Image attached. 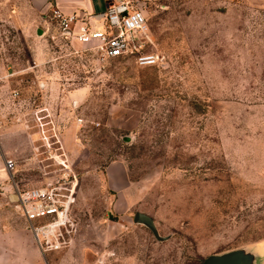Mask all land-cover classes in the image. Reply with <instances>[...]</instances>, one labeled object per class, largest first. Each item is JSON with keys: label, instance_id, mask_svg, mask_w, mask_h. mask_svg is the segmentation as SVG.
Here are the masks:
<instances>
[{"label": "rangeland", "instance_id": "374dc122", "mask_svg": "<svg viewBox=\"0 0 264 264\" xmlns=\"http://www.w3.org/2000/svg\"><path fill=\"white\" fill-rule=\"evenodd\" d=\"M145 1L150 65L103 59L61 35L52 11L0 0V58L13 64L0 102L17 101L7 113L27 119L52 169L12 175L0 156V173L24 177L20 190L78 179L72 241L42 249L34 234L26 254L1 247V264H201L236 247L264 264V0ZM16 187H0L1 231L19 221Z\"/></svg>", "mask_w": 264, "mask_h": 264}, {"label": "built area", "instance_id": "2783aa9c", "mask_svg": "<svg viewBox=\"0 0 264 264\" xmlns=\"http://www.w3.org/2000/svg\"><path fill=\"white\" fill-rule=\"evenodd\" d=\"M145 0H108L103 28H92L87 21L78 25L76 14L66 15L59 8L52 9L53 17L66 38L74 37L82 43L92 45L103 59L131 57L140 65H150L159 62L160 55L149 51L147 44L152 42L149 17L146 13ZM48 117V114L46 115ZM45 115L36 114L38 126L43 127L45 134ZM47 124V123H46ZM57 135V134H56ZM48 158H41L45 174L52 169ZM60 169L67 170L65 160L59 161ZM6 170L13 175L16 161L5 159ZM78 179L73 177H50L44 185L20 190L16 187V201L23 215L30 222L38 243L42 249H61L67 246L73 238L75 220L71 215V206L75 201V191ZM44 219L35 223L36 219ZM46 218V219H45Z\"/></svg>", "mask_w": 264, "mask_h": 264}, {"label": "crops", "instance_id": "0c3cea01", "mask_svg": "<svg viewBox=\"0 0 264 264\" xmlns=\"http://www.w3.org/2000/svg\"><path fill=\"white\" fill-rule=\"evenodd\" d=\"M25 1L31 4L33 9H39L44 12L59 8L66 15L76 14L78 17L76 29L78 25L83 22V20L87 21L89 25L95 29L103 28L105 26L104 12L106 10L108 0ZM12 65L4 67V61L0 58V73L11 75L12 72L9 71L8 68H10ZM35 65L37 66L38 63L35 62ZM8 85L9 84L5 81L1 82L0 90L4 91L5 88H8ZM8 106L11 110H14L13 108L14 106H17V101H15L14 104L11 102L9 105L8 103L3 105V103L0 102V156L4 165L6 158H12L16 161L15 172H13L16 174V170L22 168V166H27L28 169L33 165H42L41 158H43V156H41L39 150L35 146L34 137L37 135V132L32 133L27 123V119L23 118V115H18V113L15 112L12 113V111L10 114H8ZM5 176V173H0L1 188H11L13 185L16 187L20 180H23L24 178L19 176V179H12V182H10ZM10 196H12V198L15 197L13 199H16V188L15 193H12ZM0 200H2V197H0ZM18 214H20L18 215L19 221L17 222L16 226L11 229V231L5 232L0 230V248H21L26 254L28 251L35 250V236L33 230L30 227V222L23 215L22 211H19ZM2 258H4V256H0V264L2 263L1 260H3V262L5 261V259Z\"/></svg>", "mask_w": 264, "mask_h": 264}, {"label": "water", "instance_id": "95a60500", "mask_svg": "<svg viewBox=\"0 0 264 264\" xmlns=\"http://www.w3.org/2000/svg\"><path fill=\"white\" fill-rule=\"evenodd\" d=\"M42 29H39V33ZM134 221L146 224L160 240L168 237L161 235L156 225L155 219L149 213L136 211L134 213ZM257 255L254 251L246 247H236L223 252L211 253L205 256L201 264H258Z\"/></svg>", "mask_w": 264, "mask_h": 264}]
</instances>
